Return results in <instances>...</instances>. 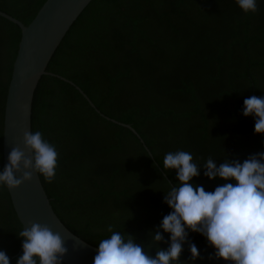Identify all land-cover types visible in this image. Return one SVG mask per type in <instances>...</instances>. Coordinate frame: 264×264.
Wrapping results in <instances>:
<instances>
[{"label":"trees","instance_id":"trees-1","mask_svg":"<svg viewBox=\"0 0 264 264\" xmlns=\"http://www.w3.org/2000/svg\"><path fill=\"white\" fill-rule=\"evenodd\" d=\"M43 2L0 0V9L27 24ZM257 5L254 13L236 0L95 5L60 60L41 132L59 153L48 183L57 211L97 245L112 225L151 248L153 257L169 246L150 236L172 211L165 193L180 183L175 169L163 168L168 152L191 153L201 165L192 182L209 192L235 183L205 177L209 158L219 166L264 152V134L254 132L253 116L243 115L245 98L264 96V0ZM20 35L19 25L0 15V171L5 97ZM20 231L7 187L0 186V250L10 264L23 253ZM188 241L201 258L191 261L185 243L182 264H230L208 258L215 249L202 234L189 230Z\"/></svg>","mask_w":264,"mask_h":264},{"label":"clouds","instance_id":"clouds-1","mask_svg":"<svg viewBox=\"0 0 264 264\" xmlns=\"http://www.w3.org/2000/svg\"><path fill=\"white\" fill-rule=\"evenodd\" d=\"M245 12L258 10L257 0H236ZM243 115L255 119L254 132L264 134V96L252 95L243 101ZM23 143L31 153L27 155L20 147H12L8 163L0 171V186L8 189L33 179V171L42 174L48 183L56 177L59 153L40 131H25ZM200 167L193 162V155L186 151L168 152L163 168L175 169L178 186L165 193L164 203L172 211L165 215L150 234L151 239L168 243L167 248L158 247L155 256L148 246L137 243L129 234L108 226L111 236L100 241L93 264H182L183 245L188 243L191 261L201 258L200 250L188 241L189 230L206 237L215 251L209 259H223L230 264H264V152L251 154L242 163L238 159L217 162L209 158L202 167L209 179L217 177L227 182L206 191L193 183L200 176ZM16 173H22L18 178ZM160 229L170 234L165 240ZM23 237V253L16 264H62L68 252L61 235L47 224L32 223L18 234ZM148 249V250H146ZM0 264H10L6 252L0 250Z\"/></svg>","mask_w":264,"mask_h":264},{"label":"water","instance_id":"water-1","mask_svg":"<svg viewBox=\"0 0 264 264\" xmlns=\"http://www.w3.org/2000/svg\"><path fill=\"white\" fill-rule=\"evenodd\" d=\"M99 1L44 0L27 24L0 9V15L18 24L21 30L4 104L3 168L8 163L12 147H20L31 155L24 146L23 133L41 132L42 115L60 60ZM78 89L94 105L83 90ZM120 123L136 132L131 124ZM16 175L19 178L22 173ZM7 191L22 230L32 223L47 224L54 233L61 235L68 249L62 262L93 264L98 245L57 211L48 182L42 174L33 171L31 181H24L16 188H7Z\"/></svg>","mask_w":264,"mask_h":264}]
</instances>
